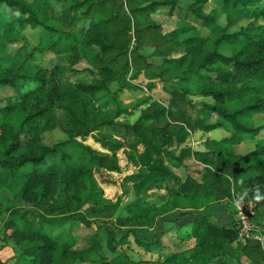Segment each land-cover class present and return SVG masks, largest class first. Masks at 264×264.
I'll use <instances>...</instances> for the list:
<instances>
[{"label": "trees", "instance_id": "trees-1", "mask_svg": "<svg viewBox=\"0 0 264 264\" xmlns=\"http://www.w3.org/2000/svg\"><path fill=\"white\" fill-rule=\"evenodd\" d=\"M205 1L190 0L182 5L177 0H0L2 11L7 12L6 18H0V85L15 89L0 105V186L14 190L19 183L12 176L31 164L33 168L19 184L18 197L33 200L39 196L46 204L44 214L36 219H25L18 210H10L2 223L4 238L18 246L17 256L22 255L27 264L135 263L124 250L108 248L113 234L103 226L96 225L84 237L90 239L82 247L75 245L71 228L52 231L69 222L90 225L84 217L95 221L100 217L105 222L121 211L119 226L127 227L126 234L133 235L135 229L151 225L170 208L197 209L230 196L231 191L251 198L254 204L264 203V141H260L264 139V6L248 10L246 5L254 0H220L226 16L225 24L220 25L214 13L204 10ZM125 8L132 17L134 47H129L130 25L122 15ZM160 8L167 14L179 13L183 20L212 26L216 44L236 43V49L230 54L207 49L202 45L204 38L196 32L177 42L175 38L193 26L161 30L151 17ZM239 18H244V23L226 29ZM27 28L37 32L31 46L25 40ZM12 42L18 45L5 57L6 44ZM147 42L180 43L184 52L164 55L157 64L159 72L171 73L176 68L182 81L192 74L197 80L193 93L211 100H199L197 107L180 105L187 89L173 88L167 103L151 100L140 107L134 119L126 118L130 109L119 100L118 92L141 71L151 73L147 69L150 63L144 61L139 49ZM77 44L82 52L90 51L89 59L96 65L87 69L90 80L56 77V65L45 67L36 61V52L46 51L73 53L76 58ZM196 59L199 62L190 67L189 61ZM96 94L104 106L94 103ZM211 115L213 119H209ZM214 127L227 130L228 135L211 140L205 150L185 144L188 130ZM56 128L65 137L45 143L41 133ZM87 135L101 149L85 143ZM131 136L136 138L130 142L143 143L137 154L123 147ZM171 139L174 147H168ZM243 140L252 141L253 146L234 152L233 145ZM119 148L136 165L134 172L122 176V193L127 190L126 182L132 181L138 184L139 192L164 188L165 199L148 198L131 187L134 198L119 208L118 198L102 196L92 168L118 171ZM150 153L156 155L152 166L163 168L165 175L146 177V166L141 162L148 160ZM162 153L172 166H182V174L178 176L161 163ZM40 164L45 165L39 169ZM169 177L176 178V190ZM29 185L39 190L29 191ZM55 187L58 192L54 195ZM257 196L262 198L257 200ZM60 209L66 215L53 214ZM189 234L194 238L190 247L157 258L156 263L220 264L221 256L233 255L237 262L264 264L256 256L254 239L238 241L235 225L216 224L202 215L192 221ZM133 241L145 250L160 246L157 239L133 235Z\"/></svg>", "mask_w": 264, "mask_h": 264}, {"label": "rangeland", "instance_id": "rangeland-1", "mask_svg": "<svg viewBox=\"0 0 264 264\" xmlns=\"http://www.w3.org/2000/svg\"><path fill=\"white\" fill-rule=\"evenodd\" d=\"M178 3L184 5L186 2H189L190 0H177ZM221 2L220 0H206L204 2V10L214 13L216 15V22L220 25H224L226 21V16L223 11V9L220 6ZM264 6V0H254L252 3L246 5V9L248 10H256L258 8H261ZM7 13V12H6ZM6 13L2 11L0 7V18L4 19L6 18ZM125 14H128L126 11H124ZM15 15V14H13ZM154 19L158 21L161 24V30H168L176 25H192L193 27L185 29L182 31L175 39L177 42H180V40L183 37H186L187 35L196 32L199 36L203 37V46L207 49H213L216 48L218 51L230 54L232 53L236 47V43H226V42H219L216 44L215 38H216V31L212 30V26H202L199 24V22H194L191 20H183L180 18L179 13H174L172 16L167 15L163 10H160L159 12L155 13L153 15ZM244 18H239L232 22L231 24H228L226 26L227 30H232L237 28L241 23H244ZM129 23V22H128ZM26 43L28 46H31L35 40V34L37 33L35 30H28L26 29ZM131 37L129 38V47H134V44L136 42V38L133 36V32L130 30ZM173 42H165L163 44L158 45L157 43H151L147 42L145 44H142L140 46V51L143 54L144 61L149 62L150 64L147 66L148 71L151 73L145 74L144 71L138 73L136 76L132 77L130 82V85L128 87H125L126 90L124 93L120 94L121 102L122 104L127 105L126 107L130 109V113L128 115H124L129 120H132L137 115L140 107H145L149 101L151 100H157L162 103H167V100L170 96V90L180 89V90H186L185 99L184 101L180 100V105H190L191 107H197V102L199 100H206L210 101V97H202L197 96L193 93L194 91V85L196 83L195 76L188 73L187 80H180L179 79V70L174 68L171 69V73H160L159 68L157 64L161 61V59L164 57V55L169 56H176L180 55L184 52L183 46L178 43L175 44ZM18 43L12 42L7 43L5 50L3 51V54L5 57L9 56L17 47ZM77 47L79 49L78 56H75L73 53H66V54H55L50 51L46 52H36V61L45 67H51L53 65H56L57 68L54 70V74L56 77L65 78L69 81H74L75 79H84V80H90L91 75L88 74L87 69H94V65L89 57H90V51L82 52L83 50L79 48L78 44ZM171 47V48H169ZM92 50V49H91ZM164 52V54H161ZM114 52H110V54H113ZM133 55V54H132ZM120 61H123V57H119ZM140 60V58L138 59ZM199 60V59H198ZM197 59L194 61H189L190 67H194L199 61ZM62 65L64 68H62ZM61 67V68H60ZM180 67H184V64H182ZM48 75H51L50 73H47ZM15 89L8 85H0V105L4 102L5 96L13 93ZM102 92H100L101 95ZM97 95V94H96ZM94 103L100 107L104 106V102L101 97L98 95L94 99ZM193 109V108H192ZM193 114V112H190ZM209 119H213V115ZM211 132L215 135H224L225 132L222 129H212ZM64 134L59 129H52L48 131H44L41 133V138L45 143H52L53 141L59 140L64 138ZM259 141L260 139H256ZM83 141L87 144H89L91 147L96 149H101L99 144L92 140V138L87 135L84 137ZM248 141V144L245 143L242 148H247L249 145L253 146L252 141ZM264 141V139L260 140ZM119 158L120 161L123 163L124 156L122 152H119ZM47 162H45L46 164ZM45 164H40L37 166V168L41 169L44 167ZM33 168L31 164H26L25 168H21V170H18L12 177L15 183H19L21 185L22 180H24V175L26 172L30 171ZM93 175L95 178L99 181L104 180L106 178V174H101L100 171L92 168ZM109 176L113 177L114 181L118 180L119 173H110ZM102 183V182H100ZM16 185V188L14 190H9L7 187L0 186V240L4 239L5 232L2 228V223L4 219L7 218L10 210H18L21 216L25 219H36L38 215H43L45 210V201L42 200L41 197H33L34 199L27 198L21 199L18 196V191L20 188V185ZM104 186L105 183H102ZM33 185H29L28 190H39L37 187H32ZM119 189L118 185L115 183L113 185H110L108 188V192L110 193L111 197L118 198L119 208L123 203H126L127 201L134 198V193L131 189H128L121 193L117 190ZM120 190V189H119ZM58 192L57 187L54 188L53 194L55 195ZM105 193L108 194L107 190H104ZM124 194V195H123ZM231 194H238L236 192H232ZM243 195V194H242ZM31 196V195H30ZM231 196V195H230ZM244 196V195H243ZM244 198H248L245 197ZM251 199V198H250ZM252 200V199H251ZM227 201V200H226ZM225 201V202H226ZM253 201V200H252ZM232 197H229V201H227L226 205L230 210V219L229 222L226 223L230 226H234V218H233V203H232ZM254 203V202H253ZM254 212L255 217L254 219L257 221L261 235L258 239H254L255 241L253 243L257 244L256 247V256L259 257L262 261H264V203L262 204H254ZM84 209V208H83ZM88 211V210H87ZM54 215L58 214H65L66 211L60 209L58 211H55L53 213ZM123 214H121V211H116V215L114 214L112 217H107L105 222H102L100 217H96L95 219H89L88 217H84L86 221L89 222L90 225H84L83 223L78 222H69L59 227H54L52 229L53 232L62 230L66 231L67 229L71 228L72 234L76 240V246L82 247L87 242L88 239H84V237H88V234L94 229L96 225L103 226L106 230L111 232L113 234L112 236V242L109 243V249L114 247L115 251L119 252L120 250H124L129 254V257L135 261L133 264H157L156 263V254L155 253H145L136 243L133 241V235L126 234V229L124 226H119L120 221L118 220V217H122ZM172 223H174V217L171 218ZM97 227V226H96ZM121 227V228H120ZM263 231V232H262ZM107 234V233H106ZM85 235V236H84ZM137 235H144V233H138ZM108 237V234L105 235ZM150 236V235H149ZM80 237L82 238L81 240ZM108 241L110 238H107ZM177 250H180L179 248ZM127 254V255H128ZM21 257V258H20ZM16 256L17 261H23L24 264H27L26 260L23 258V256ZM221 263L220 264H248L247 262L241 261L237 262L236 258L232 256H221ZM254 264V263H251Z\"/></svg>", "mask_w": 264, "mask_h": 264}, {"label": "crops", "instance_id": "crops-1", "mask_svg": "<svg viewBox=\"0 0 264 264\" xmlns=\"http://www.w3.org/2000/svg\"><path fill=\"white\" fill-rule=\"evenodd\" d=\"M160 10H163L165 12L163 8H160L152 13L151 17L153 18L154 21L156 20L154 19L153 15L159 12ZM124 11H126L128 14H125ZM124 11L122 12V15L129 22L130 30L132 31V27H131L132 17L130 16L126 8L124 9ZM167 15L172 16L173 14H167ZM156 22L159 23L158 21ZM159 25L161 27L160 23ZM125 90L126 88H122V90L118 92L119 100H121L120 94L124 93ZM139 107L141 106L139 105ZM217 128L222 129L225 132V134L217 136L211 132L212 129H217ZM226 135H228V131L221 127H214L210 129L193 128L191 130H188V135L186 136L184 142L192 149L205 150L206 148L210 146L211 140H216ZM134 138H136V136L129 137L124 143L123 147L128 148V149L131 148L134 150L135 154H137L143 149V143L141 141L130 142V139H134ZM245 143L248 144V141L243 140V141H240L239 143L234 144L233 151L243 152L246 149L251 147V145H249L247 148H242ZM175 145L176 144L174 140L171 139L168 141V147H174ZM119 152H122L124 156L123 163L120 161L119 154H118ZM116 155L118 158V165L120 167L119 170L118 171L102 170L100 171V173L106 174V178L101 181L96 179L101 187L102 196L110 200H114L115 198L113 199L111 195H109L110 194L108 192L109 186L116 183L120 189V190L118 189L117 191L118 192L120 191L122 193V188H124V185L121 184L122 176L127 173L134 172L136 170V165H134L132 162L127 160V158L124 155V152L122 151V148H119L116 151ZM160 158H161V163L169 171L176 173L178 176L182 174V166H172L171 164H169L166 154L162 153L160 155ZM154 160H156V155H154L153 153H150V158L148 160H145L144 162H141L146 166V177L154 173H159L161 175H165L166 173L163 168L157 169L156 167L152 166V162ZM187 162L190 163L189 160H187ZM113 172L119 173V178L116 181H114L113 177L109 176V174ZM168 181L170 182L172 189L176 190L177 189L176 178L169 177ZM100 182L105 183V185L103 186L102 183ZM126 187L128 189H131V187H134L136 188V191H135L136 193H139L140 195L148 194V198H151V199L155 198L156 196L162 197L164 199L166 198V190L162 187L149 188L145 191L139 192L140 189L138 188V184L132 181H127ZM104 190H107L108 194L105 193ZM229 197L230 196L225 197L222 200H219L217 202L207 204L197 209H192L189 207L170 208L160 213L158 216H156L151 225L147 227H141V228L135 229L133 232V235L139 238H146L148 240H154V239L158 240L160 246L157 250H145L141 248L143 251H145V253H148V252L155 253L156 259L162 258L166 254L172 251H175L178 248L184 249V248L190 247L194 242V238L189 234L190 227H191L193 220L200 218L202 215H206L211 221L215 222L216 224H223V223L229 222L231 213H230L229 208L226 205L227 201H229ZM172 217H174V223H172L171 221ZM125 229H127V227H125ZM142 232L144 233V235L142 236L137 235L138 233H142ZM18 252H19L18 246L14 244L11 241V239L4 238L2 239V241L0 240V264H24L22 261H17L16 256Z\"/></svg>", "mask_w": 264, "mask_h": 264}, {"label": "built area", "instance_id": "built-area-1", "mask_svg": "<svg viewBox=\"0 0 264 264\" xmlns=\"http://www.w3.org/2000/svg\"><path fill=\"white\" fill-rule=\"evenodd\" d=\"M233 203V218L236 227L237 239L245 243L247 239H258L261 231L254 219V203L250 198H244L242 194H231Z\"/></svg>", "mask_w": 264, "mask_h": 264}, {"label": "clouds", "instance_id": "clouds-1", "mask_svg": "<svg viewBox=\"0 0 264 264\" xmlns=\"http://www.w3.org/2000/svg\"><path fill=\"white\" fill-rule=\"evenodd\" d=\"M261 198H262V197H260V196H257V197H256L257 200H259V199H261Z\"/></svg>", "mask_w": 264, "mask_h": 264}]
</instances>
